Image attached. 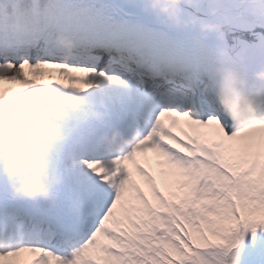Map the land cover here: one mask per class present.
I'll list each match as a JSON object with an SVG mask.
<instances>
[{"label": "snow or ice", "instance_id": "obj_1", "mask_svg": "<svg viewBox=\"0 0 264 264\" xmlns=\"http://www.w3.org/2000/svg\"><path fill=\"white\" fill-rule=\"evenodd\" d=\"M243 5L250 39L231 19ZM222 65L264 69V0H0V114H34L42 140L57 130L61 177L32 201L0 175V264H264V119L223 113ZM119 70L153 99L113 153L100 138L118 102L84 98Z\"/></svg>", "mask_w": 264, "mask_h": 264}, {"label": "clouds", "instance_id": "obj_2", "mask_svg": "<svg viewBox=\"0 0 264 264\" xmlns=\"http://www.w3.org/2000/svg\"><path fill=\"white\" fill-rule=\"evenodd\" d=\"M170 2L179 5L181 0ZM184 2L191 3V0ZM170 18L181 23L178 9ZM205 27L215 25L209 23ZM216 71L220 76L216 97L223 113L237 126L264 119V69L253 73L251 79L233 66L222 65ZM56 135L55 128L49 129L42 140L37 117L32 113L0 114V175L7 180L14 195L32 201L55 197V185L60 183L61 177L58 172L50 170L49 155ZM138 136L136 128L127 132L109 128L102 134L100 142L106 150L120 153L128 149Z\"/></svg>", "mask_w": 264, "mask_h": 264}, {"label": "rangeland", "instance_id": "obj_3", "mask_svg": "<svg viewBox=\"0 0 264 264\" xmlns=\"http://www.w3.org/2000/svg\"><path fill=\"white\" fill-rule=\"evenodd\" d=\"M102 2L109 3V4H121L123 3V0H102ZM251 5H243L239 7L238 12L231 17L232 21L236 22H243V23H248V24H254L255 23V14L250 10ZM112 84H103L102 87L96 91H94L90 96L85 97V100H99L103 99L105 102L110 103L111 100L113 101L116 97L112 95V89H113ZM120 103H124L123 98H119ZM133 128V127H132ZM151 155V153H149ZM145 188L147 187L146 185H142ZM9 238L5 241L8 242Z\"/></svg>", "mask_w": 264, "mask_h": 264}, {"label": "water", "instance_id": "obj_4", "mask_svg": "<svg viewBox=\"0 0 264 264\" xmlns=\"http://www.w3.org/2000/svg\"><path fill=\"white\" fill-rule=\"evenodd\" d=\"M235 25H238V30H237V34H244L246 36L250 35V33L248 31H243V29L247 28L248 26L246 25H243V24H238L236 23ZM262 29L257 27L256 28V31H261Z\"/></svg>", "mask_w": 264, "mask_h": 264}, {"label": "bare ground", "instance_id": "obj_5", "mask_svg": "<svg viewBox=\"0 0 264 264\" xmlns=\"http://www.w3.org/2000/svg\"><path fill=\"white\" fill-rule=\"evenodd\" d=\"M100 38L102 39V36H101ZM103 39H104V38H103ZM133 82H135V79H134ZM134 93H135V92L132 90L131 93H130V92H126V93H124V94H125V95L128 94V95H132V96H133ZM137 96H140V95H137ZM137 98H141V97H137ZM143 104H144V103H143ZM5 237H7V236H4V238H5ZM2 238H3V237H2Z\"/></svg>", "mask_w": 264, "mask_h": 264}]
</instances>
